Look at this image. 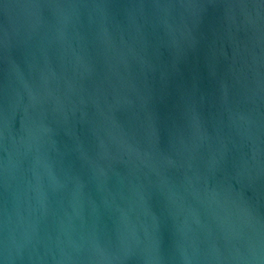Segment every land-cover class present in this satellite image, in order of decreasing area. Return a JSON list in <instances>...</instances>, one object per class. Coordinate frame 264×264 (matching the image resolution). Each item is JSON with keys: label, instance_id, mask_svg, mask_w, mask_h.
Segmentation results:
<instances>
[{"label": "water", "instance_id": "1", "mask_svg": "<svg viewBox=\"0 0 264 264\" xmlns=\"http://www.w3.org/2000/svg\"><path fill=\"white\" fill-rule=\"evenodd\" d=\"M0 264H264V0H0Z\"/></svg>", "mask_w": 264, "mask_h": 264}]
</instances>
